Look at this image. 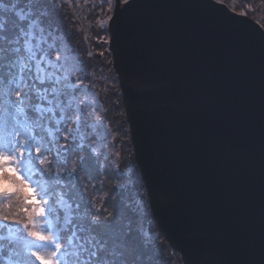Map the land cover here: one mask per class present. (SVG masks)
<instances>
[{
    "label": "water",
    "instance_id": "1",
    "mask_svg": "<svg viewBox=\"0 0 264 264\" xmlns=\"http://www.w3.org/2000/svg\"><path fill=\"white\" fill-rule=\"evenodd\" d=\"M135 4L109 51L152 218L182 264H264V32L213 0Z\"/></svg>",
    "mask_w": 264,
    "mask_h": 264
},
{
    "label": "snow or ice",
    "instance_id": "2",
    "mask_svg": "<svg viewBox=\"0 0 264 264\" xmlns=\"http://www.w3.org/2000/svg\"><path fill=\"white\" fill-rule=\"evenodd\" d=\"M69 2L0 0V264H170L144 226L160 191L105 156L110 132L83 62L61 43L57 17ZM100 2L115 11L120 0ZM123 3L109 17L117 39L136 6ZM101 176L117 182L97 206L87 190Z\"/></svg>",
    "mask_w": 264,
    "mask_h": 264
},
{
    "label": "rangeland",
    "instance_id": "3",
    "mask_svg": "<svg viewBox=\"0 0 264 264\" xmlns=\"http://www.w3.org/2000/svg\"><path fill=\"white\" fill-rule=\"evenodd\" d=\"M214 2L218 3L217 0H213ZM120 4L123 5V0H120ZM225 5L230 11H232L235 14L241 15L240 13L244 12L245 16L249 19H251L253 22H255L264 32V2L262 0H223V3H219ZM95 5V7H93ZM113 3L103 4L100 2V0H70L69 3L64 4V6L60 9V13L62 15H58L57 22L60 25L61 29L65 31V36H61V43L64 45L70 44L71 48L74 50L75 55L80 57V60L84 63L82 65H78L80 67V71L83 72L84 69H88L87 72H83L86 75L89 74V79H93L94 82H96V85L99 88L102 87V89H105L106 92H109L112 95V87L115 84V77L110 76L108 73V70L105 68L101 69L99 73H90L91 69L89 68V65L94 62L93 60V50L91 47L90 42H101V45L99 47H105L109 51V32H108V23H109V17L112 16L113 13ZM237 10V11H236ZM81 15L83 22L85 23L83 28H80L77 25V22L75 21V17L77 15ZM78 15V17H80ZM91 15V21L85 20V18ZM104 17L103 25L104 27L101 28V18ZM75 24V27H74ZM87 27V30L85 29ZM73 32L74 34H72ZM82 37L83 42L85 44V48L80 50H75V47L77 45V41L75 39H68V38H80ZM66 38V39H65ZM101 39V41H99ZM103 41H107V43H103ZM98 45V44H97ZM95 46V45H94ZM110 52V51H109ZM91 53V55H89ZM85 54V55H83ZM111 55V53H110ZM82 76V78H83ZM85 81H88L87 78H85ZM93 86L94 83H93ZM98 89V88H97ZM91 90H94L91 88ZM94 92L89 93V98L94 99L97 106L99 107V110L101 111L103 117H104V125L106 128L104 131L110 132V136H108L106 143L110 145L105 149V156H108L110 153H116L117 156H112L110 158L117 159L118 162L121 164V169H123V175L128 176L130 175L133 170L135 173L140 176L138 168L134 161V166L131 164L130 161L123 162L122 159H124L121 156H124L120 153H126L127 152V137L129 135V128L124 130L122 121H119L117 118V113H109L106 111L105 107L100 104L97 94L93 96ZM112 118V120H111ZM118 121L117 124H115V121ZM128 125V124H127ZM128 133V134H127ZM99 146V141L97 144V147ZM106 178V177H103ZM107 180H109L107 178ZM107 180L104 181V184L106 186ZM143 183V182H142ZM149 204V201H148ZM151 216V217H150ZM151 211H149L148 216L144 222V226L147 229L148 227H151L153 232L158 235V239L161 242L162 247L165 250H169L167 241L163 237V235L160 233V231L157 232L156 226L154 225L155 222L152 218ZM158 228V227H157ZM159 230V229H158ZM165 257L166 251L163 253ZM177 259V258H176ZM171 263L170 264H176L174 261L173 254L170 257Z\"/></svg>",
    "mask_w": 264,
    "mask_h": 264
},
{
    "label": "trees",
    "instance_id": "4",
    "mask_svg": "<svg viewBox=\"0 0 264 264\" xmlns=\"http://www.w3.org/2000/svg\"><path fill=\"white\" fill-rule=\"evenodd\" d=\"M262 1L264 2V0H262ZM78 15H77V17H75V21L77 22V25L80 28H83L85 23L83 22L82 16L79 15L80 17H78ZM90 18H91V15L88 16V19L86 17L85 20L91 21ZM103 19H104V17L101 18V21H102L101 23H103V21L105 22V20H103ZM74 27H75V24H74ZM85 29L87 30V27H85ZM71 33L74 34L73 32H71ZM63 36H65V31H63ZM68 39H75L77 41V45L75 47V50H80V52H81V49L85 48V44L83 42L82 37H80V38H68ZM99 41H101V39ZM90 44H91L92 50L94 51L93 52L94 62L89 65V68L91 69L90 73L96 74V73H99L101 71V69L105 68L106 70H108V73L110 74V76L115 77V84L112 87V95L109 92H106L105 89H102V87L99 88L98 86H100V84L96 85L97 83L94 82L93 79H91V78L89 79L88 73L86 75L84 74V76H86V78L88 79V81H85V79H84V84H85V86L94 89L91 91L94 92L95 94H97L100 104L103 106V108L104 107L106 108L105 109L106 111H108L109 113H114V114H115V112L117 113V118L119 121H122L124 130H125V129H127L128 125H127V121H126V117H125V111H124V107H123V103H122V99H121L120 87H119V83L117 80V76H116L115 71L113 69L112 57L110 55V52L105 47H99L101 45V42H96V43L90 42ZM83 55H85V54H83ZM83 63H84V61H83ZM87 70L88 69H84V67H83V72H85V71L87 72ZM93 83L95 86H93ZM111 120H112V118H111ZM117 122L118 121L116 120L114 123L117 124ZM127 139H128L127 140L128 143L126 144L127 145V152L122 153L120 151L121 154H123V155L125 154L124 156H121L124 158V159H122V161L123 162L130 161L131 164L133 163L132 165L135 168L130 137L128 136ZM119 164L121 167L122 163L119 162ZM108 179L109 180H107V177L103 178V176L98 177V179L96 181V184H97L96 190H93L91 188H89L87 190L88 197L90 199H93L97 206H99L104 201L106 196L110 195L112 185L117 182L114 178H108ZM105 180H107L106 186L104 184ZM109 210H111V209H109ZM153 222H155V221H153ZM154 225L156 226V223H154ZM156 230H157V232L159 231L157 226H156ZM167 245L169 248V250H165L167 257L170 258L171 255L173 254L174 261L176 262V264H182L180 255L177 252H175L174 250H172L168 243H167ZM170 263H171V260H170Z\"/></svg>",
    "mask_w": 264,
    "mask_h": 264
},
{
    "label": "bare ground",
    "instance_id": "5",
    "mask_svg": "<svg viewBox=\"0 0 264 264\" xmlns=\"http://www.w3.org/2000/svg\"><path fill=\"white\" fill-rule=\"evenodd\" d=\"M134 157V156H133ZM135 161V160H134Z\"/></svg>",
    "mask_w": 264,
    "mask_h": 264
}]
</instances>
